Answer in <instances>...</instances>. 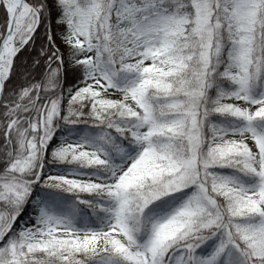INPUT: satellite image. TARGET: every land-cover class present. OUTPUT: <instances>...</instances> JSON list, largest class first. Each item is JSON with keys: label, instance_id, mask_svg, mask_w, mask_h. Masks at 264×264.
I'll return each instance as SVG.
<instances>
[{"label": "snow or ice", "instance_id": "obj_1", "mask_svg": "<svg viewBox=\"0 0 264 264\" xmlns=\"http://www.w3.org/2000/svg\"><path fill=\"white\" fill-rule=\"evenodd\" d=\"M0 264H264V0H0Z\"/></svg>", "mask_w": 264, "mask_h": 264}]
</instances>
